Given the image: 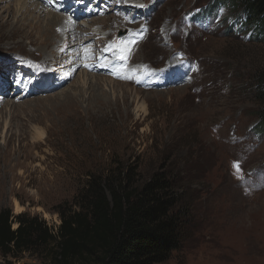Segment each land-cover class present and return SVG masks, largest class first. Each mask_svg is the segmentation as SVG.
I'll return each mask as SVG.
<instances>
[{"label":"rangeland","instance_id":"1","mask_svg":"<svg viewBox=\"0 0 264 264\" xmlns=\"http://www.w3.org/2000/svg\"><path fill=\"white\" fill-rule=\"evenodd\" d=\"M38 1L74 24L108 19L98 26L108 38L77 33L56 62L37 52L40 43L17 48L0 38V211L37 216L55 230L59 207L69 208L91 176L133 166L145 183L165 167L187 211L181 247L165 264H264V106L256 96L264 41L241 30L244 15L215 0ZM0 15L9 21L0 35L31 22L43 31L48 20L46 12ZM83 73L134 93L103 94V82L83 90ZM99 94L108 105L91 103ZM13 262L49 264L45 254L0 255V264Z\"/></svg>","mask_w":264,"mask_h":264},{"label":"trees","instance_id":"2","mask_svg":"<svg viewBox=\"0 0 264 264\" xmlns=\"http://www.w3.org/2000/svg\"><path fill=\"white\" fill-rule=\"evenodd\" d=\"M216 3L244 15L241 30L264 41V0ZM261 82L256 96L264 106ZM180 196L165 167L145 183L137 168L117 167L105 177L91 176L69 208L59 207L57 230L37 216L0 211V255L45 254L49 264H165L183 241L187 211Z\"/></svg>","mask_w":264,"mask_h":264},{"label":"bare ground","instance_id":"3","mask_svg":"<svg viewBox=\"0 0 264 264\" xmlns=\"http://www.w3.org/2000/svg\"><path fill=\"white\" fill-rule=\"evenodd\" d=\"M36 1L39 2L38 0H36ZM36 1H34V0H17L16 3L10 7L9 5H10V2H12V0H0V10H4L9 15L13 16L14 20H16L19 17H22L24 14H26L28 12H30L31 14H34V13L39 14L41 12L42 13L46 12V16L48 19L47 24L44 26L43 31H42V25L38 24L37 22L36 23L31 22L27 25L25 23H22L21 25H18L16 27H13L11 30H8L7 34H5V35L1 34L0 35L1 40H8L10 43L12 42L11 43L12 46L15 45L17 48L21 47V45L24 44L25 40H29L31 44H33V42H34V44L40 43V46H39L37 52L42 53L43 56L46 57L45 58L46 60L52 59V62L53 61L56 62L58 60V58L62 54V51L67 52L68 49L71 50L70 48L74 45L73 41H72L73 39L71 40V38L76 37L77 33L82 34L83 35L82 38H84L85 34H89V32L92 31L91 34L96 35V36H100L103 41L107 40L108 37H107L106 32H104L105 30L101 31V29L98 28V26L101 28H105L104 26L108 25V23H109L108 19H98V20H94L92 22L89 21L91 23V25L86 23L87 25H90L89 27H87V25L74 24V21L71 20L69 17L65 16L64 14H60L63 9L61 11L58 9L55 11L54 10L47 11V10H44V8H43L45 5L44 3H42V2L36 3ZM30 3L35 4V6L32 9L30 7ZM3 4H4V6H2ZM65 13H69V11L66 10ZM52 14H53V17L51 18ZM5 19H6V17H3L2 15H0V32L7 29V26L9 25V21L8 20L5 21ZM17 23L20 24V22H17ZM18 37H21L20 42L16 41V38H18ZM14 41H16V42H14ZM123 47H124V45H123ZM48 49H52V52L50 53V55L48 53ZM30 54H32V53L30 52ZM86 54H87V52H86ZM67 55H65V56H67ZM64 58L66 59V57H64ZM80 58H81V56H80ZM95 70L96 69H89L88 71H95ZM83 75L84 76L80 82V87H82L83 90L86 87H88L91 83L96 87H100V86H102L101 83L103 82L104 83L103 85L106 88V89H102L101 92H103V94H105L104 93L105 91H109L111 93L112 90L114 91V89L116 87H118V88L122 87V90L127 94L134 93V90L131 89L130 85H128L126 83H116V82H114L115 80L112 81L111 79L107 80V79H104V78L99 77V76H90V74H88V73H83ZM135 94L140 96V95L145 94V93L139 92L138 90H136ZM73 96L74 95H72V94L66 95L65 96V97H67L66 102H74L75 96L74 97ZM96 96L97 95H95L94 100L91 102L94 105L99 104L100 106L103 107V106H106L109 104V101L102 98L101 94L98 95L99 98ZM140 108H142V107H140ZM16 208L20 209L18 203L16 204Z\"/></svg>","mask_w":264,"mask_h":264},{"label":"snow or ice","instance_id":"4","mask_svg":"<svg viewBox=\"0 0 264 264\" xmlns=\"http://www.w3.org/2000/svg\"><path fill=\"white\" fill-rule=\"evenodd\" d=\"M233 167H234V169L236 170L237 175L240 176V175H241V170H240V165H239V163H238V162H235V163L233 164Z\"/></svg>","mask_w":264,"mask_h":264},{"label":"clouds","instance_id":"5","mask_svg":"<svg viewBox=\"0 0 264 264\" xmlns=\"http://www.w3.org/2000/svg\"><path fill=\"white\" fill-rule=\"evenodd\" d=\"M232 25L228 26V28H231ZM233 30L234 33H237V30L234 28H231Z\"/></svg>","mask_w":264,"mask_h":264},{"label":"built area","instance_id":"6","mask_svg":"<svg viewBox=\"0 0 264 264\" xmlns=\"http://www.w3.org/2000/svg\"><path fill=\"white\" fill-rule=\"evenodd\" d=\"M55 230H57V227H55ZM13 263H14V264H20V263H17V262H13ZM13 263H12V264H13Z\"/></svg>","mask_w":264,"mask_h":264},{"label":"water","instance_id":"7","mask_svg":"<svg viewBox=\"0 0 264 264\" xmlns=\"http://www.w3.org/2000/svg\"><path fill=\"white\" fill-rule=\"evenodd\" d=\"M123 35L122 34H120V37H122Z\"/></svg>","mask_w":264,"mask_h":264}]
</instances>
